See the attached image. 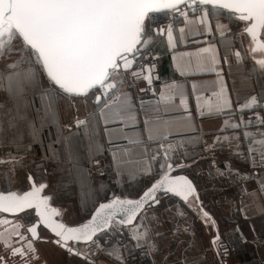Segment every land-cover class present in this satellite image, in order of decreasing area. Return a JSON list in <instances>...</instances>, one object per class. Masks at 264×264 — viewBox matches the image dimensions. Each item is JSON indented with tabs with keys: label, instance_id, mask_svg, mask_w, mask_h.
Here are the masks:
<instances>
[{
	"label": "snow or ice",
	"instance_id": "snow-or-ice-1",
	"mask_svg": "<svg viewBox=\"0 0 264 264\" xmlns=\"http://www.w3.org/2000/svg\"><path fill=\"white\" fill-rule=\"evenodd\" d=\"M161 16L165 19L171 16V21L154 27ZM180 17L184 27L177 29L174 25ZM222 18L227 23H221ZM193 25L202 27L194 29ZM186 29L188 35L208 34L216 38L223 48L221 53L216 44L204 41L208 46L200 48L197 56L206 53L208 67H202L201 71L216 72L220 77L216 65L221 58L228 63L232 56L239 62L248 55L264 68V0H0V60L8 61L0 65V94H3L0 96V147L4 143L5 117L11 128L27 123L32 129L33 142H39V128L28 116V109L36 98L41 105L37 109L41 124L47 120L58 123L59 96L87 97L97 92L95 103L99 105L102 98L129 83V78V86L138 80L151 86L155 63L149 61H155L156 57L150 49L155 40L166 36L167 44L175 48L177 38L183 40ZM232 36L243 37L239 47L234 46ZM219 82L220 91L213 93L216 102H208L210 111H223V106L230 105L224 96L222 77ZM121 95L127 97V93ZM180 103L187 109L185 97ZM6 104L10 107L6 108ZM257 104V97H250L243 107ZM197 108H200L199 102ZM258 119L264 123V118ZM76 123L79 126L86 121ZM220 140L216 137L207 148L215 147ZM49 148L53 151L50 158H55V150L51 145ZM169 151L170 148L163 153L159 178L141 195L135 199L115 196L100 203L89 220L75 227L57 219L62 210L53 207L52 196L44 194L48 185L33 175L25 177L28 190H12L10 185L0 188V251L6 252L0 255V264H9V258H19L20 264L39 260L35 241L42 238L38 231L41 226L55 235V244L89 264H94L91 256L74 245L91 242L101 251H108L94 238L98 233L111 231L114 220L129 229L139 247V242L148 238L143 213L146 208L160 204L158 193L161 191L182 198L200 212L206 223L214 226V220L199 202L192 181L187 176L171 175L188 165H174ZM68 153L71 155L70 144ZM156 159L151 157L152 161ZM11 160L16 166H23L22 157H11ZM7 162L0 158V164ZM113 162L117 168L127 166L115 153ZM138 171L151 176L152 166L148 164ZM219 240L217 231L212 243L226 252ZM149 246L154 247L151 241ZM108 254L121 259L115 248Z\"/></svg>",
	"mask_w": 264,
	"mask_h": 264
},
{
	"label": "crops",
	"instance_id": "crops-1",
	"mask_svg": "<svg viewBox=\"0 0 264 264\" xmlns=\"http://www.w3.org/2000/svg\"><path fill=\"white\" fill-rule=\"evenodd\" d=\"M220 22L227 20L222 18ZM174 27H184L182 17ZM174 35L178 37V33ZM230 38L235 47L243 39ZM204 41L216 44L223 52L217 39L208 34L188 35L186 29L184 39L177 38L175 48L167 44L166 36H160L150 49L156 57L155 61H149L155 63L151 86L144 80L129 86V78V83L102 98L99 105L95 103L98 93L93 97L59 96L58 124L65 131L84 130L88 123L96 126L97 144L110 166L102 177L93 172V164L87 170L86 188H96L98 193L85 198L92 207L97 199L109 193L136 197L154 181L163 160L161 141L174 146L168 153L174 165L188 164L183 173L195 183L202 204L215 221L219 243L227 251L213 245V225L206 223L195 207L162 193L158 196L160 204L146 208L143 213L148 238L141 240L139 247L147 249L151 264H264V123L258 119L264 118V68L251 55L239 62L232 56L228 63L221 58L216 68L230 105L223 106V111H210L208 102H216L213 93L220 91L221 83L216 72L201 71L202 67H208L207 54L197 56L200 48L208 46ZM247 46L246 43L244 47ZM122 93H127V97ZM182 97L187 99V109L180 103ZM250 97H257L258 104L243 107ZM77 120L86 123L78 126ZM216 137L221 140L215 147L207 148ZM114 153L127 166L117 168ZM152 156L157 159L152 161ZM148 164L152 166L151 176L138 171ZM239 184L247 189V194L237 193ZM74 186L75 181L67 188L71 191ZM57 201L64 208L69 205L70 210L65 213L67 221L78 220L67 198L59 197ZM115 231L111 227V231L106 230L94 239L108 251L115 248L121 259L91 242L79 245L80 251L89 254L94 264H127L129 253L139 248L137 241L131 238L127 227L122 231L127 237L117 236ZM149 241L154 247L149 246ZM230 247L234 250L230 251Z\"/></svg>",
	"mask_w": 264,
	"mask_h": 264
},
{
	"label": "rangeland",
	"instance_id": "rangeland-1",
	"mask_svg": "<svg viewBox=\"0 0 264 264\" xmlns=\"http://www.w3.org/2000/svg\"><path fill=\"white\" fill-rule=\"evenodd\" d=\"M168 19H171V16L167 19L161 16L159 22H165ZM7 62V60H0V65L6 64ZM95 94H97V92H92L88 96L93 97ZM2 95L3 94H0V96ZM35 103L36 99L34 104L28 109V116L30 120H35L36 125L39 128V142H33L31 135L32 129L27 125V123L21 122L18 127L11 128L7 122L8 118L5 117V123L3 125L4 143L1 147L0 157L4 159L9 158V154H11V157H22L20 153H25L26 151L24 152V149H30L34 152V154L33 156L22 157L23 166H16L12 162L0 165V186L2 188H7L10 185L11 189H23L28 185L25 179L27 171L34 175L35 164L38 166L39 171L40 168L41 170H51L53 168L56 170L57 166H60V169L58 168L60 176L63 174L62 172L64 170L61 167L65 166L67 168L66 171L69 174V181L72 183L75 181V186L71 191H69L68 188H64V197H67L70 201L71 210L72 213L74 212V216L77 214L76 217H78V220L74 217V219L68 218V222L72 224L80 223L85 220L87 214L92 208V205L89 206L86 204L87 200L85 198L89 195H93L94 197L98 194L96 192L97 190H95L96 188H86L88 185L86 184V177H89L87 170L90 166H92L94 161L106 159V155L103 154L97 144L98 131L96 126L90 125V123L84 127V130L79 128V130L76 131L68 129L65 131L61 126H59V122L57 123L52 120L44 121L41 124L40 117L37 112L40 105L36 103L38 105L37 107ZM7 107H10V105L6 104V108ZM75 137L79 138V140L75 141ZM69 144L71 155L68 153ZM50 145L56 152L55 158H50L53 156V151L49 148ZM45 151L48 153V157L42 155ZM59 160H63L62 165H57ZM36 175V179L41 177L39 173ZM97 179L99 178L97 177L96 180ZM48 180L50 181L51 178L48 177ZM62 207L65 215V213H68L70 210L69 205L67 208H64V205H62ZM112 228L116 230L115 233L117 236L125 235V237H127L126 233H122L124 227H121L115 221L112 223ZM113 237L116 238V236ZM81 249L85 250V247L81 246ZM134 253V251L129 253L126 260L127 264L135 262L133 257Z\"/></svg>",
	"mask_w": 264,
	"mask_h": 264
},
{
	"label": "flooded vegetation",
	"instance_id": "flooded-vegetation-1",
	"mask_svg": "<svg viewBox=\"0 0 264 264\" xmlns=\"http://www.w3.org/2000/svg\"><path fill=\"white\" fill-rule=\"evenodd\" d=\"M5 159H11V157L5 158ZM11 162H12V160L11 161L8 160L7 163H11ZM4 164H6V163H4ZM0 165H3V164H0ZM28 174L33 175L31 172L27 171L26 176ZM34 178H36V177L34 176ZM40 181L44 182L48 185L44 194L50 195L53 197V201H52L53 207H56V208L62 210V215L60 217H58L57 219H60L62 222H64L67 225H74L72 223H69L67 221V219L65 218L61 202L57 201L56 193H55V191H53L50 188L49 180L42 177L40 179ZM27 184H28V182H27ZM0 188H2V187L0 186ZM27 189H28V185L26 187H24L23 189H20V190H27ZM12 190H17V189H12ZM38 231L40 232V235L42 238L40 240L35 241V245H36V248L38 249L40 259L37 261H33V264H50L51 262H60V264H78L79 262H84V264H87V263H85L86 261H81V259H79L76 255L70 254L66 249L55 244L54 240L56 238L54 235H52L50 233V231L48 229L41 226L40 228H38ZM74 246L79 248L78 244H75ZM46 251L48 252L49 255L46 254L47 253ZM0 255H6V252L0 251ZM9 264H20L19 258H9Z\"/></svg>",
	"mask_w": 264,
	"mask_h": 264
},
{
	"label": "trees",
	"instance_id": "trees-1",
	"mask_svg": "<svg viewBox=\"0 0 264 264\" xmlns=\"http://www.w3.org/2000/svg\"><path fill=\"white\" fill-rule=\"evenodd\" d=\"M160 23H162V22H160ZM157 25V24H156ZM36 103H38L39 105H40V101H39V99L38 98H36ZM35 103V104H36ZM36 106L38 107V105L36 104ZM40 107H41V105H40ZM40 107H38V108H40ZM36 108V107H35ZM79 130V129H78ZM79 140V138H76L75 137V141H78ZM42 147H44V146H42ZM43 151H44V149H43ZM0 152H1V147H0ZM25 152V151H24ZM1 154V153H0ZM33 154H34V152L33 151H29V152H25V153H23V152H21L20 153V155L23 157V156H27V157H29V156H33ZM43 156H49L48 155V153L45 151V153H43L42 154ZM1 158V157H0ZM63 161V160H62ZM62 161L61 160H59V162L57 163V165H62ZM34 168H35V172H34V175H35V177L37 176L36 174H40L41 175V177L38 179V180H40L42 177L43 178H46V179H48V177H50L51 178V180L49 181L50 182V188L53 190V191H55V193H56V198L58 199L59 197H61V198H64V199H66L67 197H64V192H65V189H67V187H68V185L70 184H72V182H70L69 181V174L67 173V171H66V167L65 166H62L61 168H63L64 170H63V174L60 176V173H59V171H58V168L60 169V166H57V169L56 170H54V168L53 169H51V170H41V168H40V171H39V168H38V166L35 164L34 165ZM69 170H71V169H69ZM68 170V171H69ZM46 171V172H45ZM178 172H183V169H180ZM159 177V176H158ZM60 187V188H59ZM65 188V189H64ZM113 191V190H112ZM111 193H109L107 196H104V198H99V199H97L96 201H95V204H94V206L91 208V210H90V212L87 214V217L86 218H88V216L90 215V213H91V211L93 210V208L100 202V201H103V200H106L108 197H109V195H110ZM123 197V196H122ZM129 197V196H128ZM85 218V219H86ZM77 224V223H76ZM97 236H99V234L97 235ZM139 264V263H138Z\"/></svg>",
	"mask_w": 264,
	"mask_h": 264
},
{
	"label": "built area",
	"instance_id": "built-area-1",
	"mask_svg": "<svg viewBox=\"0 0 264 264\" xmlns=\"http://www.w3.org/2000/svg\"><path fill=\"white\" fill-rule=\"evenodd\" d=\"M191 13V12H190ZM160 146H161V151L164 153L165 149H171V151L173 150L174 146L170 143V142H165V141H161L160 142ZM170 152V151H169ZM99 162L98 164L96 162ZM93 163L92 166V170L93 172L98 175L99 177L105 176L107 173V170L110 166V163L108 160L104 159V160H97ZM237 193L239 195H245L247 194V189L242 185L239 184L237 186ZM121 226V225H120ZM122 227V226H121ZM230 251H233L234 248L230 247L229 248ZM134 259L135 262H130L129 264H151V260L148 254V251L145 247H139L135 250L134 253Z\"/></svg>",
	"mask_w": 264,
	"mask_h": 264
},
{
	"label": "water",
	"instance_id": "water-1",
	"mask_svg": "<svg viewBox=\"0 0 264 264\" xmlns=\"http://www.w3.org/2000/svg\"><path fill=\"white\" fill-rule=\"evenodd\" d=\"M4 160H6V161L10 160V161H11V159H4ZM182 164L188 165V164H186V163H182ZM182 169H183V168H182ZM179 170H180V169L175 170L174 172L171 173V175H173V176H179V175L187 176L188 179H190V180L192 181L193 185H194L195 188H196L197 194H198V196H199V192H198L197 187H196L195 183L193 182V180H192L187 174H185V173H183V172H178ZM28 175H29V174H28ZM158 178H159V177H157L156 179H158ZM154 181H155V180H154ZM154 181H152L151 183H153ZM151 183H150L147 187L151 186ZM147 187H146V188H147ZM146 188H144V189L142 190V192H143L144 190H146ZM27 190H28V189H27ZM142 192H141L139 195H141ZM162 193H164V192H163V191L159 192V193H158V196H159V194H162ZM166 194H170V193H166ZM139 195H138V196H139ZM171 195H173V194H171ZM115 196H118V195H116V194H114V193H111V194L109 195V197H108L106 200L100 201V202H99V203L93 208V210L91 211V213H90V215L88 216V218H86L84 221H82V222H80V223H77V224H74V225H68V226H70V227L79 226L81 223H83V222L89 220V219L91 218V214H92V212L94 211V209H95L96 207L99 206L100 203H106V202H108L109 200L113 199ZM138 196H136V197H128V196H123V197H122V196H119V197H121V198L128 197V198L135 199V198H137ZM173 196H175V195H173ZM175 197L178 198L180 201H182V202H184V203H187V202L183 201L182 198L177 197V196H175ZM190 201H191V198H190ZM199 202H200V204H202L201 199H200V196H199ZM202 206H203L204 211H207L203 204H202ZM207 212H208V211H207ZM198 213H199V216L202 218V215L200 214L199 211H198ZM208 213H209V212H208ZM209 214H210V213H209ZM210 217L212 218V220H214L211 214H210ZM114 221H115L116 223H118L116 220H114ZM214 222H215V221H214ZM63 223H64V222H63ZM118 224H119V223H118ZM66 225H67V224H66ZM213 228H214V232H215V236H216L218 230H217V228H216L215 225L213 226ZM49 231H50V230H49ZM50 233H51L52 235H54L51 231H50ZM98 234H100V233H98ZM98 234H97V235H98ZM54 236H55V235H54ZM215 236H213V237L211 238V241L213 240V238H214ZM96 237H97V236H96ZM55 238H56V237H55ZM70 243H73V242H70ZM89 243H90V242H79L78 245H81V244H89ZM77 257H78V256H77ZM78 258L81 259V260H83V261H86V260L83 259L82 257H78ZM91 260H92V259H91ZM92 261H93V260H92ZM86 262L89 263V261H86Z\"/></svg>",
	"mask_w": 264,
	"mask_h": 264
}]
</instances>
